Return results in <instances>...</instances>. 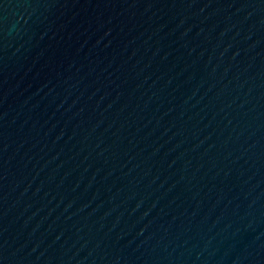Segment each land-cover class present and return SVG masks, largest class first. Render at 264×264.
<instances>
[{"label": "water", "instance_id": "water-1", "mask_svg": "<svg viewBox=\"0 0 264 264\" xmlns=\"http://www.w3.org/2000/svg\"><path fill=\"white\" fill-rule=\"evenodd\" d=\"M0 264H264V0H0Z\"/></svg>", "mask_w": 264, "mask_h": 264}]
</instances>
